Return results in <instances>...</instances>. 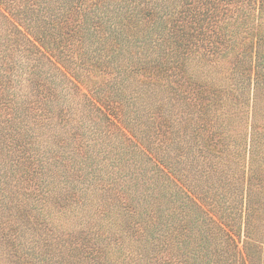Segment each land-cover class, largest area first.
<instances>
[{
    "label": "trees",
    "instance_id": "1",
    "mask_svg": "<svg viewBox=\"0 0 264 264\" xmlns=\"http://www.w3.org/2000/svg\"><path fill=\"white\" fill-rule=\"evenodd\" d=\"M0 264H264V0H0Z\"/></svg>",
    "mask_w": 264,
    "mask_h": 264
}]
</instances>
